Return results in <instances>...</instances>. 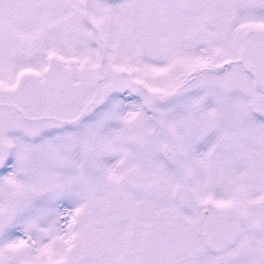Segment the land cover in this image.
Instances as JSON below:
<instances>
[{"label": "snow or ice", "instance_id": "1", "mask_svg": "<svg viewBox=\"0 0 264 264\" xmlns=\"http://www.w3.org/2000/svg\"><path fill=\"white\" fill-rule=\"evenodd\" d=\"M0 264H264V0H0Z\"/></svg>", "mask_w": 264, "mask_h": 264}]
</instances>
